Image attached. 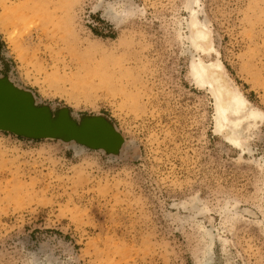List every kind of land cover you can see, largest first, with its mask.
I'll use <instances>...</instances> for the list:
<instances>
[{
  "label": "rangeland",
  "instance_id": "1",
  "mask_svg": "<svg viewBox=\"0 0 264 264\" xmlns=\"http://www.w3.org/2000/svg\"><path fill=\"white\" fill-rule=\"evenodd\" d=\"M0 79L122 138L0 130V264H264V0H0Z\"/></svg>",
  "mask_w": 264,
  "mask_h": 264
},
{
  "label": "water",
  "instance_id": "2",
  "mask_svg": "<svg viewBox=\"0 0 264 264\" xmlns=\"http://www.w3.org/2000/svg\"><path fill=\"white\" fill-rule=\"evenodd\" d=\"M0 130L30 138H67L93 148L117 151L121 136L101 120L76 125L64 116L52 119L49 111L35 107L29 94L0 79Z\"/></svg>",
  "mask_w": 264,
  "mask_h": 264
},
{
  "label": "bare ground",
  "instance_id": "3",
  "mask_svg": "<svg viewBox=\"0 0 264 264\" xmlns=\"http://www.w3.org/2000/svg\"><path fill=\"white\" fill-rule=\"evenodd\" d=\"M193 16V15H192ZM194 18V16H193ZM206 33L204 29L198 30L194 32L193 34V39L199 47L200 42H205L206 41ZM191 69H193L194 72V79H200L201 77H204L205 80L208 81V84L210 85L209 87L213 92L215 93L217 97V111H218V120L220 124H229L231 130V134L239 138V134L241 133V129L237 123L236 120L233 121H228V118L230 117L229 110L231 106L234 104L233 100L229 101V104L227 106L222 105V97L221 93L224 90L222 88V85L220 84V77H217L215 73H213L210 69L206 67H200L197 62H193L191 65ZM197 69V71H195ZM227 92V91H225ZM258 116V113L255 111H252L249 113V118H255Z\"/></svg>",
  "mask_w": 264,
  "mask_h": 264
}]
</instances>
